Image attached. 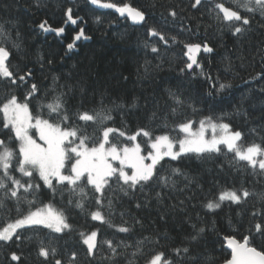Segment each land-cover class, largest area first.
Returning a JSON list of instances; mask_svg holds the SVG:
<instances>
[{"label":"trees","instance_id":"obj_1","mask_svg":"<svg viewBox=\"0 0 264 264\" xmlns=\"http://www.w3.org/2000/svg\"><path fill=\"white\" fill-rule=\"evenodd\" d=\"M103 2L127 3L145 12L147 23L141 22L134 26L128 18L119 17L115 10L102 11L92 5L90 0H0V24L11 33L7 41L0 38V44L10 52L12 70L15 71L19 66L20 69L27 67L33 71L28 85L19 88L11 85L6 78H0V99L9 90L22 96L32 83L40 88L37 96H42L53 87L52 77L57 76L59 85H72L68 93V107L71 111L91 110L99 104L102 96L106 104L119 98L130 105L135 99L137 106L129 107L122 113L128 132L132 133L141 127L156 128L161 123V119L169 114L173 106L167 94V90L172 89L197 109L193 112L186 104L181 112L187 118L199 121L205 116L216 117L226 113L224 122L230 123L234 130L242 131L246 143L261 142V137H264V93L260 92V88L264 87V79H253L257 73L264 72V27L261 26L264 20H261L259 14L243 35L233 36L227 30L220 31L222 25L215 18L216 12L209 11L213 7L210 0H202L196 8L191 6L195 0ZM216 2L234 8L233 0ZM68 9L72 10L74 19L82 18L77 27L66 26L64 37L45 35L39 27L40 23L47 21L52 29L63 27L67 22ZM172 10L177 12L175 18L169 14ZM220 15L222 17L223 14ZM149 27H155L167 37L176 36L177 41L173 43L169 39L168 44H164L158 37L148 35ZM81 28H84L85 35L91 41H81L69 51L67 45L74 42ZM17 33L20 51L11 44ZM146 43L148 47H145ZM195 43H207L213 52L205 53L201 47L197 59L200 66L188 69L186 65L191 62L189 55L193 53H188L185 45ZM152 45L158 48V52L151 51ZM146 62L149 65L147 74L144 71ZM219 83H231L232 87L224 93H218L216 88ZM241 100L242 109L238 114L236 109ZM32 103L35 106L37 101ZM153 112L157 114L156 119H152ZM184 116L177 115L174 122L182 120ZM113 117L115 123L110 126L123 127L121 112H113ZM168 119L173 120L170 115ZM252 129H256V132L253 133ZM91 130L90 124L89 132ZM162 131L157 129V134ZM141 139L138 137V141ZM230 159L229 154L204 161L195 158L170 161L172 167H179L195 177L203 190L193 184L191 189L169 193L162 204L152 201L149 206L140 209L135 207L134 200L125 198L122 207L142 221V225L135 226L132 234L118 233L115 228L92 221L87 212L82 213L74 207L68 208L67 214L75 229L86 232L100 229L102 238L133 240L140 236H159V245L151 247L169 255L171 248L186 243L185 237L192 231L186 218L190 216L195 220L199 214L202 218L200 223L206 225V231L192 244L193 253L209 255L214 264H223L225 259L230 258L223 237L235 235L242 240L256 222L251 212L260 205L251 197L245 204L237 206L225 202L215 212H209L203 207L205 197L218 195L224 188L246 187L257 192L264 190V177L253 176L251 169L243 168L245 162L237 166L242 170L229 166ZM165 167H168L167 163ZM180 187H183V182ZM44 199L46 201L47 196ZM180 200L185 201L180 206L184 211L179 208L173 211L170 206L179 204ZM57 204L62 206L59 199ZM90 207L95 209L94 202ZM161 214L164 219L160 218ZM15 216L13 212L10 219H15ZM125 219L130 217L126 216ZM7 222L0 218V227ZM114 223H121L119 216L115 217ZM21 231L20 241L14 238L7 243L0 242V264H44L43 257L38 255V240L28 239L33 237L32 230ZM41 235L46 246L51 237L52 244L58 247L62 255L66 250L76 251L79 264H101L99 257L95 261L89 260L86 246L82 245L76 231L51 233L43 229ZM253 243L258 249L264 245V241L259 238ZM12 252L20 256L19 261L11 260ZM118 264H126L125 257L119 258ZM140 264H143V258Z\"/></svg>","mask_w":264,"mask_h":264},{"label":"snow or ice","instance_id":"obj_2","mask_svg":"<svg viewBox=\"0 0 264 264\" xmlns=\"http://www.w3.org/2000/svg\"><path fill=\"white\" fill-rule=\"evenodd\" d=\"M90 3L102 9H113L122 17L127 15L134 23H147L145 12L127 3L121 5L103 0H90ZM201 3L202 0H195L191 6L196 8ZM210 3L213 7L209 11L216 12L215 18L222 25L220 31L227 30L233 36L243 35L257 14L264 20V0H233L234 8L225 7L224 3L216 0H210ZM169 14L173 18L177 16L175 10ZM66 15L72 24L77 23L71 9ZM39 27L45 32H64L63 27L52 29L47 21L40 23ZM148 35L158 37L164 44H168L169 39L173 43L177 41L176 36L167 37L155 27L148 28ZM10 37L11 33L0 24V38L7 41ZM81 38L88 39L83 28L74 37V42ZM18 40L19 33L11 44L20 51ZM74 42L67 45L69 51L75 47ZM148 46L146 43L145 47ZM185 47L188 53L199 52L201 47L205 53L213 52L207 43L186 44ZM151 51L156 53L158 48L152 45ZM9 56L8 48L0 44V78H6L17 88L28 85L29 78L33 76L32 69L17 66L13 71ZM189 59L188 69L194 64L200 66L194 55H189ZM144 71L145 74L149 71L147 62ZM253 79H264V72L257 73ZM58 81L59 77L53 76V87L42 96H37L40 88L32 83L22 96L9 90L0 99V133L3 134L0 137V218L9 221L0 227V242L7 243L14 238L20 241L21 230L31 229L33 237L28 239L38 240V255L43 257L44 264H79L76 251L66 250L62 255L52 244L51 237L46 246L41 235L43 229L51 233L76 231L80 242L86 246L89 260L95 261L99 257L101 264H118L121 257H125L126 264H140L141 258L143 264H214L211 256L193 253L192 244L206 231L199 214L195 220L190 216L186 218L192 231L185 237L186 243L171 248L169 255L151 247L159 245V236L114 240L102 238L100 229L90 232L77 230L70 222L67 209L74 207L82 213L87 212L92 221L115 228L118 233L132 234L142 221L122 207L125 198L134 200L135 207L140 209L152 201L162 204L169 193L191 189L193 184L203 190L195 177L179 167H172L170 161L186 158L204 161L230 154L229 166L237 167L245 162L243 168L251 169L253 176L264 177V137L260 143H246L242 131L234 130L230 123L224 122L226 113L216 117L205 116L199 121L187 118L181 112L186 104L193 112L197 109L172 89H168L167 94L173 105L168 115L173 120L170 121L166 115L156 128L141 127L129 133L122 113L137 106L135 99L130 105L119 98L106 104L102 96L99 104L91 110L71 111L68 93L72 85H59ZM231 87V83H219L216 91L224 93ZM260 92L264 93V87ZM34 100L37 101L35 106ZM242 104L243 100L236 109L238 114ZM117 111L121 112L123 127L110 126L115 123L113 112ZM177 115L184 118L174 122ZM156 118L157 114L153 112L152 119ZM157 129L164 131L157 134ZM251 131L255 133L256 129ZM138 137L142 139L138 141ZM237 170L242 169L237 167ZM181 182L183 187H180ZM251 197L260 205L251 212L256 222L242 240L235 235L223 237L224 246L230 249V258L223 264H264V245L258 249L253 243L257 238L264 241V190L224 188L218 195L205 197L203 207L209 212H215L225 202L237 206L245 204ZM57 199L62 206H58ZM93 202L94 210L90 207ZM184 204L185 201L180 200L179 204L170 207L173 211L178 208L184 211L180 207ZM13 212L15 219H10ZM116 216L120 217V224L114 223ZM126 216L130 219H125ZM160 218L164 219V215L161 214ZM10 255L12 261L20 260L16 252Z\"/></svg>","mask_w":264,"mask_h":264},{"label":"water","instance_id":"obj_3","mask_svg":"<svg viewBox=\"0 0 264 264\" xmlns=\"http://www.w3.org/2000/svg\"><path fill=\"white\" fill-rule=\"evenodd\" d=\"M98 8H99V6H97ZM100 10H102V11H106V10H109V9H102V8H99ZM116 14H118V16L119 17H121V18H128L127 17V15H125L124 17H122V16H120L119 15V13H117L116 12ZM67 16V15H66ZM129 19V21H130V24H132V25H134V26H137V25H139L140 23H134L130 18H128ZM80 22V19H77V23L74 25V24H72L70 21H68V19H67V22H66V24L63 26V28H64V32H65V28H66V26H71V27H74V28H76L77 26V24ZM84 29V28H83ZM42 30V29H41ZM43 31V30H42ZM44 32V34L45 35H51V34H53V35H55V36H57V37H64V32L63 33H57L56 31H48V32H45V31H43ZM77 35V34H76ZM81 41H83L84 43L85 42H90L91 41V39L90 38H88V39H84V38H81L80 40H78V41H75L74 43H75V46H77ZM75 48V47H74ZM73 48V49H74ZM193 55L195 56V58H196V60L198 59V56H199V52H195V53H193ZM191 63V62H190ZM196 64H194L193 65V67L195 66ZM192 67V68H193ZM191 68V69H192ZM229 251H230V249H228Z\"/></svg>","mask_w":264,"mask_h":264},{"label":"rangeland","instance_id":"obj_4","mask_svg":"<svg viewBox=\"0 0 264 264\" xmlns=\"http://www.w3.org/2000/svg\"><path fill=\"white\" fill-rule=\"evenodd\" d=\"M194 127H198V124H197V125H195Z\"/></svg>","mask_w":264,"mask_h":264}]
</instances>
